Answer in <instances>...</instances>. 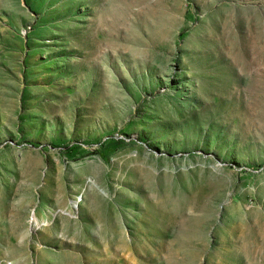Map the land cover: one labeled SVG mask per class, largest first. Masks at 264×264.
I'll return each mask as SVG.
<instances>
[{"label":"rangeland","instance_id":"rangeland-1","mask_svg":"<svg viewBox=\"0 0 264 264\" xmlns=\"http://www.w3.org/2000/svg\"><path fill=\"white\" fill-rule=\"evenodd\" d=\"M0 264H264V0H0Z\"/></svg>","mask_w":264,"mask_h":264}]
</instances>
